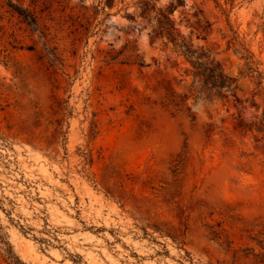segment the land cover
<instances>
[{
  "label": "rangeland",
  "instance_id": "374dc122",
  "mask_svg": "<svg viewBox=\"0 0 264 264\" xmlns=\"http://www.w3.org/2000/svg\"><path fill=\"white\" fill-rule=\"evenodd\" d=\"M261 121L264 0H0V264H264Z\"/></svg>",
  "mask_w": 264,
  "mask_h": 264
},
{
  "label": "trees",
  "instance_id": "16d2710c",
  "mask_svg": "<svg viewBox=\"0 0 264 264\" xmlns=\"http://www.w3.org/2000/svg\"><path fill=\"white\" fill-rule=\"evenodd\" d=\"M14 9L19 12L20 15L24 16V18L30 23V24H35L36 19L34 15L30 12H27L23 7H14ZM259 131H264V121H261V125L257 127Z\"/></svg>",
  "mask_w": 264,
  "mask_h": 264
}]
</instances>
